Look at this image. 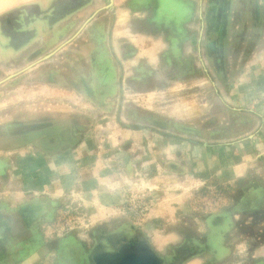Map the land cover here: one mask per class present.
I'll return each mask as SVG.
<instances>
[{
	"label": "crops",
	"instance_id": "crops-1",
	"mask_svg": "<svg viewBox=\"0 0 264 264\" xmlns=\"http://www.w3.org/2000/svg\"><path fill=\"white\" fill-rule=\"evenodd\" d=\"M30 1L35 0H1L0 11ZM106 2L103 10L87 24L94 31L98 30L88 38L87 49L82 54L74 51L66 61L67 67H61L58 74H64L67 79L64 83L77 90L78 96L87 94L92 96L90 100L100 101L96 116H115L124 124V118L142 113L146 118L164 116L166 125L139 127L106 122L100 124L106 127L101 134L109 135L104 142L93 140L90 133L81 142L61 146L55 142L54 147L66 148L64 153L45 156L42 152L32 155L30 150H21L13 154V158L0 160L1 164L10 165L9 173L12 171L13 175L0 174V181L9 184L6 196L14 204L20 203V198H27L29 193L45 194V198L50 199L72 192L83 200L86 213L107 212L121 203L126 195L124 183L137 180L132 170L141 164L142 168L156 173L150 179L146 177L147 180L170 190H165L163 197L156 200L155 217L168 222L165 228L177 227V223L187 228L192 207L190 198L198 187L208 186L214 179L225 183L244 180L252 165L264 158V0ZM91 4L83 9L90 10ZM100 7L96 6L91 14ZM203 9H209L207 18L203 16ZM204 29L208 31L204 33ZM204 41L210 42L214 53H210ZM215 41L221 43L217 49L213 46ZM193 56L198 58L196 63L187 60ZM205 56L213 57L211 66L204 61ZM223 74L228 78L224 99L243 100L246 105L230 107L232 117L235 110H242L245 116L260 120L258 128L252 132L254 134H248L249 139L245 137L225 145L185 137L184 134L191 131L210 132L208 129L197 131L202 128H197L195 123L203 115L197 100H203L200 95L206 88L214 91L215 100H224L218 97L217 83H225ZM94 75L99 86L92 84ZM188 88L192 90L189 94ZM170 94L176 97H169ZM156 96L178 101L156 103ZM71 97L78 99L76 95ZM142 100L147 104L140 103ZM129 101L134 104L125 108ZM191 103L197 106L189 110L187 106ZM251 126L248 124L242 131L249 129L251 133ZM110 137L114 138V149L121 153L109 158L108 150H114L108 144ZM38 145L45 148L39 140ZM98 149L102 150V156L95 155L100 154ZM22 153L27 154L22 156ZM4 205L11 203L4 202ZM36 206V221L26 223L25 216H20L21 210L16 211L19 215H15V219L6 218L23 229H40L54 207L47 202ZM179 234L168 231L164 237L177 241ZM146 240L153 245L151 238Z\"/></svg>",
	"mask_w": 264,
	"mask_h": 264
},
{
	"label": "rangeland",
	"instance_id": "rangeland-1",
	"mask_svg": "<svg viewBox=\"0 0 264 264\" xmlns=\"http://www.w3.org/2000/svg\"><path fill=\"white\" fill-rule=\"evenodd\" d=\"M106 1L35 0L0 11V160L9 156L13 158V154H19L21 150H30L32 155L42 152L45 156L64 153L66 148L54 147L55 142L60 146L81 142L90 133L93 140L104 142L109 135L101 134L106 127H100V124L120 125L118 117L96 116L100 111V101L90 100L92 96L83 93V97L78 96L77 90L64 83L67 80L64 74H58L63 69L61 67H67L66 61L74 51L82 54L87 49L88 38L98 31L87 27V24L101 11L102 5L108 4ZM89 3H93L91 9L84 10ZM98 5H101L100 9H96L98 12L94 11L96 13L92 16ZM208 11L203 9L204 18H207ZM207 31L203 30L204 33ZM209 43L203 42L209 46L210 53H214L215 49L212 50ZM219 45V41L213 43L216 49ZM212 58L205 56L208 66L212 65ZM197 59L193 56L187 60L196 63ZM95 75L92 84L99 86ZM209 75L221 82L213 73ZM55 76H62V79ZM227 79L223 74L225 83L217 82L219 98L226 96L224 87ZM187 91L189 94L192 90L188 88ZM214 95V91L212 93L206 88L200 95L203 100H197L203 114L195 123L197 128H202L197 131L208 129L210 132L191 131L184 136L221 145L237 143L245 137L249 139L248 134H254L252 132L258 128L260 120L245 116L242 110H235L233 118L230 109L246 106L244 101L215 100ZM165 97L168 98L156 96L155 102L174 104L178 101L162 100ZM169 97H176V94ZM141 102L147 104L146 101ZM131 104L134 103L129 101L124 107L130 108ZM196 106L191 103L187 109L192 110ZM162 118L164 116L153 118V115L146 118L141 113L124 118V124L139 127L152 124L163 128L167 119ZM133 121L135 123H130ZM247 123L252 125L251 133L249 129L242 131ZM38 140L45 148H38ZM108 140L114 149V138ZM98 151L100 154L95 155L102 156V150ZM108 153L110 158L121 151L114 149ZM140 165L132 170L137 180L124 183L126 195L121 203L115 210L107 212L96 210L86 213L83 200L72 192L50 199H46L45 194L29 193L27 198H20L18 202H21L14 204L6 196L9 184L1 180L0 264H88L87 257L95 250L99 251L98 247L106 248V237L112 234L120 241L135 236L151 238L152 246L165 264H264V158L252 165L244 180L225 183L214 179L208 186L198 187L190 198L192 207L187 228L179 223L177 227L165 228L168 222L155 217L156 200L170 190L147 180L146 177L150 179L154 172ZM10 170V165L0 163V174L12 175ZM4 202L11 205L6 206ZM46 202L53 205L54 211L40 229H23L17 222H9L6 218L15 219V215H19L16 211L21 210L20 216H25L26 223L36 221V205ZM168 231L180 233L177 241L164 237ZM38 235L42 239L38 240Z\"/></svg>",
	"mask_w": 264,
	"mask_h": 264
},
{
	"label": "flooded vegetation",
	"instance_id": "flooded-vegetation-1",
	"mask_svg": "<svg viewBox=\"0 0 264 264\" xmlns=\"http://www.w3.org/2000/svg\"><path fill=\"white\" fill-rule=\"evenodd\" d=\"M106 248L98 247L88 258V264H120L126 251H133L127 256L132 260L133 255L157 256V264H165L155 248L146 239L135 236L133 239L118 240L113 234L106 237ZM105 247V246H104ZM183 254V253H182ZM122 258V259H121Z\"/></svg>",
	"mask_w": 264,
	"mask_h": 264
},
{
	"label": "water",
	"instance_id": "water-1",
	"mask_svg": "<svg viewBox=\"0 0 264 264\" xmlns=\"http://www.w3.org/2000/svg\"><path fill=\"white\" fill-rule=\"evenodd\" d=\"M96 12H98V11H96ZM88 20H90V19H88ZM133 251L124 252V255L122 256L123 261H120V264H157L158 257L152 256V255L151 256H142V254H139V255L137 254V255H133L132 260H131L129 258L130 256H127V255H129Z\"/></svg>",
	"mask_w": 264,
	"mask_h": 264
}]
</instances>
